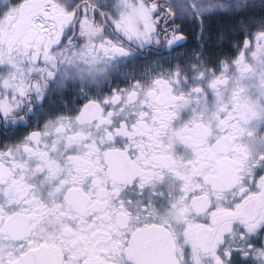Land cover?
Masks as SVG:
<instances>
[{
	"label": "snow or ice",
	"instance_id": "obj_1",
	"mask_svg": "<svg viewBox=\"0 0 264 264\" xmlns=\"http://www.w3.org/2000/svg\"><path fill=\"white\" fill-rule=\"evenodd\" d=\"M0 264H264V0H0Z\"/></svg>",
	"mask_w": 264,
	"mask_h": 264
}]
</instances>
